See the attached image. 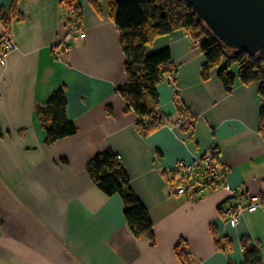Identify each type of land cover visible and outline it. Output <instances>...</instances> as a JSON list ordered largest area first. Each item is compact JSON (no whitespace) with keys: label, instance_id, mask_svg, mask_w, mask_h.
I'll use <instances>...</instances> for the list:
<instances>
[{"label":"crops","instance_id":"0c3cea01","mask_svg":"<svg viewBox=\"0 0 264 264\" xmlns=\"http://www.w3.org/2000/svg\"><path fill=\"white\" fill-rule=\"evenodd\" d=\"M65 1L0 0V36L10 29L15 45L0 64V264H242L244 243L264 264V206L231 225L224 188L175 192V165L213 148L242 204L264 198L259 83L226 89L215 69L202 78L203 55L186 30L158 36L146 52L168 47L175 69L155 87L161 122L143 132L120 91L127 74L115 0H71L80 15L70 21ZM57 88L75 131L47 143L35 109ZM104 150L147 209L152 241L133 235L120 196L93 182L87 162Z\"/></svg>","mask_w":264,"mask_h":264},{"label":"trees","instance_id":"16d2710c","mask_svg":"<svg viewBox=\"0 0 264 264\" xmlns=\"http://www.w3.org/2000/svg\"><path fill=\"white\" fill-rule=\"evenodd\" d=\"M64 4L65 12L68 8H72L75 16L78 11L71 4V0H66ZM112 17L119 31L121 49L125 55L127 78L120 91L127 101V108L132 109L138 116L137 125L141 131L146 132L161 122L160 119L155 120L156 115L153 111L154 106L157 108L155 87L168 72L166 66L172 64L168 47L147 53L145 46L158 36L180 29L188 32L193 43L203 55L200 68L202 78H207L211 70L215 69L216 76L226 89H230L235 81L240 83L257 81L259 83L258 90L263 103L260 110L263 128L264 59L244 51L235 53L221 45L195 18L184 0H115L112 5ZM1 18L5 17L0 14ZM2 21L6 23V19ZM65 106L63 90L57 88L44 105L35 109L37 119L45 129L47 143L75 131L73 123L65 116ZM142 116H144L143 119H141ZM145 116L148 117L145 119ZM187 124L190 123L187 122ZM262 130L264 133V129ZM211 155L221 175V164L215 149H212ZM87 168L93 182L101 192L106 195L116 193L120 196L123 202V215L131 233L135 236H145L152 241L150 216L129 186L127 175L117 156L109 150H104L87 162ZM176 170L173 171V175L176 174ZM177 172L179 174L178 170ZM201 176L204 177L203 173ZM220 180L224 179L220 177L213 182H208L204 178V188L216 187ZM198 190L199 188H196L193 192L197 193ZM178 254L183 259L185 253L179 250ZM242 254V264H260L261 262L256 246L242 244Z\"/></svg>","mask_w":264,"mask_h":264},{"label":"water","instance_id":"95a60500","mask_svg":"<svg viewBox=\"0 0 264 264\" xmlns=\"http://www.w3.org/2000/svg\"><path fill=\"white\" fill-rule=\"evenodd\" d=\"M212 37L264 59V0H184Z\"/></svg>","mask_w":264,"mask_h":264},{"label":"built area","instance_id":"2783aa9c","mask_svg":"<svg viewBox=\"0 0 264 264\" xmlns=\"http://www.w3.org/2000/svg\"><path fill=\"white\" fill-rule=\"evenodd\" d=\"M68 13L73 14L72 8H68ZM79 38L84 37V32L80 30L77 33ZM14 45L12 32H5L0 38V64H5L7 54L12 50ZM170 73H167V78H170ZM181 121V119H179ZM210 150L193 156V159L188 163L179 162L178 166L179 176L177 184L175 185V192L183 193L188 189H194L196 186H203L205 178L208 182L220 178L221 175L218 172V167L212 159ZM177 166V168H178ZM203 173L204 177L201 176ZM220 176V177H219ZM217 186L224 188L229 192L230 197L233 199V203L222 210L223 215L227 217L228 222L234 225L239 215L243 210L253 211L259 206L258 195L248 196V203L242 204V195L235 188L228 185L224 180H220ZM197 188V187H196Z\"/></svg>","mask_w":264,"mask_h":264},{"label":"rangeland","instance_id":"374dc122","mask_svg":"<svg viewBox=\"0 0 264 264\" xmlns=\"http://www.w3.org/2000/svg\"><path fill=\"white\" fill-rule=\"evenodd\" d=\"M73 11V10H72ZM71 12H69L68 13V11L65 13V18H66V20H71V18H73V14H70ZM78 15H80V13H79V11L75 14V16L77 17ZM5 32H12L10 29H7V28H5L4 29V31H3V33L1 34V36H0V38L2 37V35L5 33ZM12 34H13V32H12ZM13 38H14V34H13ZM60 48H68L69 47V43H68V41H66L64 38H63V40H62V43H60ZM15 47V45H13V47H12V49ZM6 62V61H5ZM166 68H167V73H170V75H172V76H170V78H168V79H173V74H174V69H175V67L174 66H171V64L170 65H168V66H166ZM172 77V78H171ZM179 90H180V88H179V86H177L175 89H174V91H173V99L175 100V101H177V97H178V92H179ZM153 111H155V115H156V117H155V120H161V118H159V115H158V109L154 106V110ZM143 117L144 116H142V118L141 119H143ZM146 117H148V116H145V119H146ZM151 118V117H150ZM263 125H264V123H263ZM262 129H264V126H263V128ZM178 164H179V162L175 165V169H180L179 168V166H178ZM177 166H178V168H177ZM197 188H199V190H198V192H200L201 191V189L202 188H204V185L203 186H196ZM196 187H193L194 189V191H195V189H196ZM193 190L192 189H188L187 191H185V192H183V193H179V192H177V193H179V194H185V193H189V194H193L194 192H193ZM259 197V206H257V207H260V206H264V198H262V197H260V196H258ZM256 209V208H255ZM221 213H222V216L225 218V219H227V217L226 216H224L223 215V212L221 211ZM260 264H263L262 262H260Z\"/></svg>","mask_w":264,"mask_h":264},{"label":"bare ground","instance_id":"6f19581e","mask_svg":"<svg viewBox=\"0 0 264 264\" xmlns=\"http://www.w3.org/2000/svg\"><path fill=\"white\" fill-rule=\"evenodd\" d=\"M212 149H213V148H208V149H206V150H210V151H211V153H212ZM206 150H205V151H206ZM205 151H204V152H205ZM202 153H203V152H202Z\"/></svg>","mask_w":264,"mask_h":264}]
</instances>
